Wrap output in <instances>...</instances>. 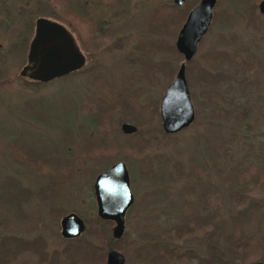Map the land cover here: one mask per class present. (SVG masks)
Masks as SVG:
<instances>
[{"label":"rangeland","instance_id":"obj_1","mask_svg":"<svg viewBox=\"0 0 264 264\" xmlns=\"http://www.w3.org/2000/svg\"><path fill=\"white\" fill-rule=\"evenodd\" d=\"M259 1L216 0L211 25L193 57V77L186 74L195 119L167 135L159 105L183 61L172 50L182 25L176 29L166 22L171 17L155 18L153 11L160 8L168 15L173 0H0V18L10 21L6 32H0V241H40L38 248H18L5 257L0 248V264H36L38 255L68 253L59 221L70 210L86 224L79 241H71V264H79L74 254L82 241L104 249L100 264H106L111 249L123 253L125 264H152L147 257L152 253L157 263L203 264L185 253L206 254V233L201 235L199 224L191 222L192 230L175 238L178 211L186 209L181 200L196 198L184 191L192 184L191 164L197 160L205 169L203 182L192 184L195 192L210 191L211 185L222 190V206L207 204L222 216L235 210L226 185L232 167L242 159L264 165V15ZM41 17L71 33L85 56L83 72L44 83L19 76ZM204 71L223 81L208 85ZM94 113H101L109 126L111 141L110 151L91 158L83 140L92 134L89 118ZM124 122L135 125L136 132L123 133ZM16 147L31 153L26 157L35 167L12 157ZM48 152L51 156L43 161ZM147 154L155 173L166 167L169 175L158 176L156 182L155 174L147 177ZM118 161L128 169L134 202L125 215L123 236L114 239L113 222L96 213L93 182ZM57 162L64 167L52 169ZM255 193L264 204V187ZM171 213L178 220L171 221ZM257 233L259 251L239 260L227 253L226 259L231 264L264 262V212ZM156 244L159 250L153 249ZM59 264L67 263L60 259Z\"/></svg>","mask_w":264,"mask_h":264},{"label":"water","instance_id":"obj_2","mask_svg":"<svg viewBox=\"0 0 264 264\" xmlns=\"http://www.w3.org/2000/svg\"><path fill=\"white\" fill-rule=\"evenodd\" d=\"M183 5L185 0H173ZM216 0H199L190 9L178 31L175 47L183 56L174 79L166 87L159 105L162 129L172 135L189 127L195 119V110L186 79V62L196 54L198 44L208 31ZM258 11L264 15V0L258 3ZM85 56L78 48L71 33L61 24L41 17L36 20L35 34L30 42L27 64L20 75L39 82H48L65 76L83 67ZM120 129L125 134L136 132L135 125L124 122ZM97 215L102 220L112 221L111 234L120 239L125 230V215L134 202L130 177L124 162L113 163L98 173L93 182ZM85 230L83 220L71 212L61 220L64 237L76 238ZM123 253L111 249L106 255V264H125ZM251 264H264L255 261Z\"/></svg>","mask_w":264,"mask_h":264},{"label":"trees","instance_id":"obj_3","mask_svg":"<svg viewBox=\"0 0 264 264\" xmlns=\"http://www.w3.org/2000/svg\"><path fill=\"white\" fill-rule=\"evenodd\" d=\"M198 3V0H185L183 5H177L173 3L169 7V14L164 16L165 13L162 9L157 8L153 11V17L160 15L163 20L165 17H171L166 18V22L168 25H172L174 28L178 29L182 23L184 22L188 12L191 8H193ZM162 14V15H161ZM156 18V17H155ZM78 48L80 49L79 45ZM172 50L175 53H178L177 49L174 45H172ZM179 54V53H178ZM86 64V62H85ZM82 68L71 72L69 75L65 76H73L77 75L80 72H83L84 66ZM187 65V71L186 74L188 78L193 77L192 76V66L194 65V59L192 58L190 61L186 62ZM244 69L250 70V68L247 65L243 66ZM204 78L208 82V85H217L219 82H222V77L216 76L213 77L208 73L207 71H204ZM174 74V67H171V75ZM198 75V74H197ZM20 77H22L19 74ZM63 76V77H65ZM27 78V77H22ZM61 78V77H60ZM199 78V75H198ZM196 75H194V80L198 79ZM28 80H31L27 78ZM35 81V80H32ZM39 82V81H36ZM42 83V82H41ZM101 113H94L89 118V124L93 127L92 134L87 138L83 140V146L87 148L86 154L94 158L96 156H104L106 154V151H110L108 147V143L111 141L110 136V128L109 126H104V119L100 116ZM104 115V113L102 112ZM184 130V129H183ZM169 135V134H167ZM135 136V134L133 135ZM195 148L200 149V141L199 138L196 137L195 141ZM142 147V144L140 146V149ZM24 156L21 157L20 154ZM31 153H28L25 148L19 149L16 147V151L13 153L14 159L20 163H24L25 165L35 167L37 164L34 160L28 159L26 155H30ZM51 156V153L48 152L43 156V161H46V157ZM146 161L148 162V170H147V177H151L155 174V178L153 180L156 182L158 180V176L161 175H169L168 169L165 167L162 171L155 173L154 168L151 165L152 158L147 154L145 155ZM74 160V159H73ZM42 161V160H41ZM42 161V162H43ZM45 164V162H44ZM64 167V164L62 162H57L55 166H53L52 169L60 170ZM240 165L232 167L230 170L229 177L226 178V185L230 188L229 197L231 205L234 207V211L228 214L227 216H222L220 213L217 215L216 223L212 224V218L210 219L209 223V235L205 239V252L209 254L212 258L217 257L218 264H231L226 258V254L229 253L231 257L234 260L242 259L245 256H248L251 252H257L262 248V242L260 237L258 236V228L260 225V220L262 218L263 212H264V204L260 201H258V198L256 197V190L263 189L264 187V165H253L252 163L248 162L246 159H242L239 163ZM47 165V164H45ZM253 165V166H252ZM203 166V165H202ZM44 169H50L48 166H43ZM65 167L67 168L68 165L65 164ZM204 167V166H203ZM201 167L200 163L196 160L193 162L190 166V169L188 173L191 175V183L192 184H201L205 178L204 172L205 169ZM253 167H259L260 169L257 170H251ZM51 169V170H52ZM260 170L263 171V173L260 172ZM40 171V169H38ZM48 171V170H47ZM175 171L178 172V174H182V167L180 165H175ZM255 171V172H252ZM152 178V177H151ZM191 185H186L184 187V191L187 193H190V195H195V200H187L182 199L181 204L183 205H192V204H211V202H218V205L222 206V190L219 189L217 186L211 185L210 191H200L195 192V190L192 188ZM204 186V185H203ZM14 188V186H12ZM10 187V189H12ZM8 190V189H7ZM180 196L183 195L182 191L178 193ZM214 200V201H213ZM219 207V206H218ZM180 214V225L176 224L174 225V229L176 232L175 238H179L180 231L181 232H189L192 230L191 228V222H195L196 225H198V220L196 218V215L190 214V212L180 210L178 211ZM196 213V212H195ZM190 214V215H189ZM111 222V221H110ZM184 223V224H183ZM197 227L193 228L196 229ZM200 229V227H198ZM202 233L205 232V230H201ZM79 237L71 239V241H77ZM173 238V237H171ZM173 238V239H175ZM169 239V236H168ZM79 241V240H78ZM26 240H21L17 238H8L5 241H0V248L3 253V256H6V252H12L16 249L20 248H38L40 244L38 242L40 241H33L31 243H26ZM151 246V245H150ZM160 244H156L153 246V249L156 248L159 250ZM152 248V246L150 247ZM148 248V250H150ZM76 252L75 256L77 257V261L79 264H88L92 261L96 264H100L102 261H104L103 256L99 255V253L103 252L104 249L99 248L97 246H93L91 243H88L86 241H82V243L79 244V246L75 247ZM165 249H161V251H164ZM187 253H192L197 256L196 252H190L186 251ZM193 257V256H192ZM190 257V258H192Z\"/></svg>","mask_w":264,"mask_h":264},{"label":"flooded vegetation","instance_id":"obj_4","mask_svg":"<svg viewBox=\"0 0 264 264\" xmlns=\"http://www.w3.org/2000/svg\"><path fill=\"white\" fill-rule=\"evenodd\" d=\"M9 25H10V21L7 20V17L6 18H0V32H6V29L9 27ZM35 27H36V21H35ZM34 34H35V28H34ZM32 39H33V37H32ZM69 74H71V73H69ZM69 74H67V75H69ZM55 79H58V78H55ZM55 79H53V80H55ZM53 80H51V81H53ZM48 82H50V81H48ZM42 83H44V82H42ZM93 195H94V190H93ZM94 201H95V196H94ZM95 206H96V201H95ZM185 207H186V209H185L186 212L188 211V212H190V214L196 215V218H197L198 224H199L198 227H200L199 230L200 231L201 230H205V232L202 233L201 235H203V234L206 233V237H208V235H209L208 232H209V222H210V218H212L211 221H212V224H214V222H216V220H217L218 212L216 213L214 211V208H210L209 205H207V204H198V205H194V206L193 205H191V206L190 205H185ZM194 212H196V213H194ZM73 213H75V212H73ZM96 213H97V208H96ZM68 214H71V210L68 213H66L65 215H63L62 218L64 216L68 215ZM76 215H78V214H76ZM78 217H80V216L78 215ZM169 217H170V220L171 221L172 220H178V215H176V213L169 214ZM62 218L59 221V223H60V235H61L62 239L67 240L69 242V245H70L69 249L70 250L68 251V253H65V252L58 253V254L57 253H51V254L43 255L42 257H40L41 255H38L37 256V262H36V264H59V260L60 259H64V261L67 264H71V239H73V238H71V236L67 238V237H64L62 235V233H61V220H62ZM105 221H108V220H105ZM83 222H84V220H83ZM84 224H85V222H84ZM193 224L194 223H192L191 225L193 226ZM85 227H86V224H85ZM169 236H171V235H169ZM78 237H80V235ZM200 239L202 240L203 238H200ZM185 253H187V252H185ZM172 254H174V253H171L169 255H172ZM187 254H185V257H184L186 259H188L187 258ZM191 255L193 257L192 256H190V257H192L193 260H199V261L201 260L203 262V264H218V259H217L216 256L212 258L207 253L205 254V256H204V254H202V255L197 254V256L195 254H191ZM155 256H156V254H154V253L147 255L148 258H150V259L153 260V263L152 264H177V263H175L173 261H169V262H166L165 261V262L157 263L155 261ZM203 256H204V259L202 258ZM192 258H190V259H192ZM181 262L184 263L183 261H181Z\"/></svg>","mask_w":264,"mask_h":264}]
</instances>
